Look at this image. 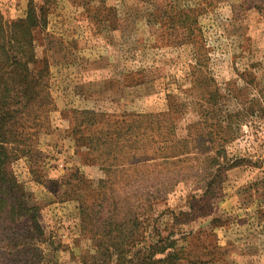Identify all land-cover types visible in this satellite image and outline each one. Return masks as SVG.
I'll list each match as a JSON object with an SVG mask.
<instances>
[{"label":"rangeland","instance_id":"rangeland-1","mask_svg":"<svg viewBox=\"0 0 264 264\" xmlns=\"http://www.w3.org/2000/svg\"><path fill=\"white\" fill-rule=\"evenodd\" d=\"M21 23L30 25L23 37ZM0 25L12 57L17 38L31 44L22 73L36 95L19 100L12 124L26 128L32 149L9 163L43 234L30 264H264V0H0ZM39 72L50 99L40 131ZM18 76L0 74L13 105ZM84 111L111 117L113 130L164 114L178 140L230 137L224 150L235 165L214 194L199 175L157 191L173 167L107 166L98 156L118 148L96 142L74 113ZM197 157L179 166L194 169ZM102 191L124 212L113 216L124 222L120 260L86 207ZM11 247L0 241L5 254Z\"/></svg>","mask_w":264,"mask_h":264},{"label":"trees","instance_id":"trees-1","mask_svg":"<svg viewBox=\"0 0 264 264\" xmlns=\"http://www.w3.org/2000/svg\"><path fill=\"white\" fill-rule=\"evenodd\" d=\"M34 17L33 8H28L26 19L31 20ZM28 26L30 25L26 23L16 25L15 35L23 37L22 34L27 31ZM8 40V34L0 25V74L3 75L7 70L12 71L14 74L19 75L18 77H21L22 82L20 96L16 98L17 104L8 103L10 100H8L9 96L6 91L0 94V241L12 245L10 251H14L5 254V252H2L3 249L0 248V264H30V260H27L26 257L27 255L30 258L36 257V238H41L43 234L36 221V210L28 206L23 187L9 170V163L17 156L23 155L25 152H31L32 141L24 133L26 128L19 126L22 133L13 132L12 123L14 120L12 115L20 112V108L25 107L19 100L26 97V100L30 101L36 95V91L34 90V83L31 82L33 78L30 74L22 73L23 68L26 67L30 59L26 56L31 51L30 41L26 44L20 41L19 38L16 39L15 51L19 52L20 58H15L9 52L13 49V46L9 44ZM41 74L38 75V131L41 130V127L45 128L47 123L46 114L50 109L47 87ZM74 113L84 117L83 124L94 128L98 135L96 142L98 141L100 144L110 143L114 149L118 148L115 152L101 153L98 156L99 158L101 156L102 158L106 157L102 161L107 166L123 169L124 166L128 165L125 162L131 160L130 165L134 166L133 170L149 168L151 165L147 163L151 161L161 162L162 165L173 167L168 170L166 179L154 185L157 191L162 187V190L169 189L179 181H187L199 175L198 177L202 179V187L206 190V193L214 194L216 188L224 180V172L235 165L229 164L230 160L227 159L224 150L225 144L231 140L230 137H217L216 140L210 138V134H207L204 138L196 135L195 132H188L184 139L178 140L172 134V124L162 118L164 114L136 115L133 121L121 122L119 128L113 130L112 125L108 124L111 119L109 116L92 111ZM11 145L16 149L7 148ZM191 153L198 155L200 158L197 157L195 160L202 163L194 169L179 166V164L182 165L183 162L189 160L181 158H186ZM156 164L152 166H156ZM111 169L114 168L105 170L109 172ZM101 184L103 185L105 182L102 180ZM92 201L86 207H90L92 214L95 216L92 225L97 229L98 239H100L103 246L104 242L109 243L105 246L116 250L117 260H120L123 257L122 247L125 245L126 238L125 233L120 230L124 226V222L123 225L119 224L113 216L119 210H121L120 213H124L123 209L118 206L119 202L117 200L108 199L107 194L103 191ZM107 201H110V203ZM104 213L107 217L102 219ZM23 241H28L30 245L23 244Z\"/></svg>","mask_w":264,"mask_h":264}]
</instances>
